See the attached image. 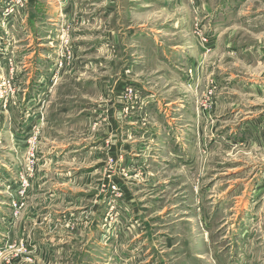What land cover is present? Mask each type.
Returning a JSON list of instances; mask_svg holds the SVG:
<instances>
[{
	"label": "rangeland",
	"instance_id": "1",
	"mask_svg": "<svg viewBox=\"0 0 264 264\" xmlns=\"http://www.w3.org/2000/svg\"><path fill=\"white\" fill-rule=\"evenodd\" d=\"M217 255L264 264V0H0V264Z\"/></svg>",
	"mask_w": 264,
	"mask_h": 264
},
{
	"label": "crops",
	"instance_id": "2",
	"mask_svg": "<svg viewBox=\"0 0 264 264\" xmlns=\"http://www.w3.org/2000/svg\"><path fill=\"white\" fill-rule=\"evenodd\" d=\"M204 230V232H205V234H203V238H206L207 239V237H208V231H207V229H205V228H203ZM206 235V236H205ZM204 241H206V240H204ZM206 243V242H205ZM204 247L206 248V252L209 254V253H211L213 250H211V246L209 245V244H203V249H204ZM209 256L210 255H208V258H209ZM218 256V259H217V264H224L223 262H221V259L222 258H224V257H222L221 255H217Z\"/></svg>",
	"mask_w": 264,
	"mask_h": 264
}]
</instances>
